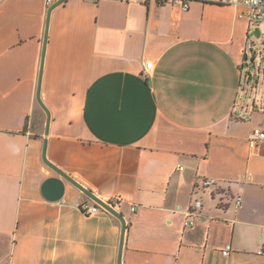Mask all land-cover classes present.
Listing matches in <instances>:
<instances>
[{"label": "crops", "instance_id": "1", "mask_svg": "<svg viewBox=\"0 0 264 264\" xmlns=\"http://www.w3.org/2000/svg\"><path fill=\"white\" fill-rule=\"evenodd\" d=\"M45 1L0 0V264H119L117 217L85 215L95 202L66 180L62 200L43 197L61 178L46 138L53 165L122 199V264H264V143L249 142L264 103L242 100L260 26L210 0H66L49 24L46 137Z\"/></svg>", "mask_w": 264, "mask_h": 264}, {"label": "built area", "instance_id": "2", "mask_svg": "<svg viewBox=\"0 0 264 264\" xmlns=\"http://www.w3.org/2000/svg\"><path fill=\"white\" fill-rule=\"evenodd\" d=\"M129 1V0H125ZM144 3H147L150 0H142ZM159 5H166V4H173L175 6H180L181 9L185 12L189 11L190 4L189 2H185L184 0H156ZM212 3L219 4V5H226V6H232L239 10L238 18L244 19L248 21L251 25H258L262 26L264 28V0H210ZM57 0H46V10H49ZM154 69V63L153 62H146L145 64V75L147 77L150 76L151 72ZM250 147L252 149L257 148L260 144L264 143V129L261 127L255 128L249 138ZM182 169V168H181ZM215 184L214 180H203L196 188L197 190H204L207 188H210L212 185ZM107 204L113 208L114 210L120 212L121 206H122V199L121 198H115L112 202H107ZM243 205V198L238 197L236 199V207L238 209L242 208ZM81 210L83 213L87 216H93L97 215L99 213H110L108 210H106L104 207L100 206L99 204L95 203V205H89V203L84 202L81 205ZM132 212L137 211L136 206L131 207ZM111 214V213H110ZM195 224V221L190 219L185 222L186 227H193ZM232 251V246L228 245L226 248L222 251V254L224 256H229ZM260 254H264V243L261 246Z\"/></svg>", "mask_w": 264, "mask_h": 264}, {"label": "water", "instance_id": "3", "mask_svg": "<svg viewBox=\"0 0 264 264\" xmlns=\"http://www.w3.org/2000/svg\"><path fill=\"white\" fill-rule=\"evenodd\" d=\"M66 0H59L56 4H54L47 13V24H46V31H45V39H44V46H43V53H42V61H41V70H40V76H39V83L37 88V101L42 106V108L45 110L47 114V123H46V137L49 134V127L51 123V114L45 104L43 103L42 97H41V84H42V77H43V66H44V60H45V53H46V46H47V40H48V32H49V24H50V18L52 11L62 3H64ZM256 35L259 36V31L256 32ZM47 150V138L44 142V151H43V160L45 164L50 167L52 170H54L61 178H49L47 179L43 186H42V195L43 197L51 202H58L62 200V198L65 195V184L64 180L72 183L74 186H76L79 190H81L87 197H89L91 200H93L95 203L99 204L100 206L104 207L106 210H108L112 215L117 217L122 222V239H121V250L119 255V264H122V251H123V242L125 237V231H126V220L124 216L111 208L107 202H104L103 200L99 199L91 190H88L85 186L77 182L75 179L71 178L69 175H67L65 172L60 170L58 167L53 165L48 159L46 155Z\"/></svg>", "mask_w": 264, "mask_h": 264}, {"label": "rangeland", "instance_id": "4", "mask_svg": "<svg viewBox=\"0 0 264 264\" xmlns=\"http://www.w3.org/2000/svg\"><path fill=\"white\" fill-rule=\"evenodd\" d=\"M262 36L258 37L254 32L249 43L250 66L243 67V93L242 100L257 99L264 103V28L258 27ZM254 57V62L252 59Z\"/></svg>", "mask_w": 264, "mask_h": 264}]
</instances>
